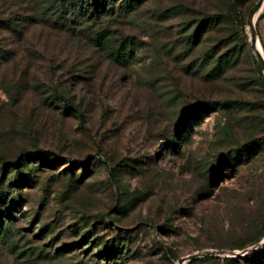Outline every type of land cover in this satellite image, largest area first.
Listing matches in <instances>:
<instances>
[{
    "label": "rangeland",
    "instance_id": "374dc122",
    "mask_svg": "<svg viewBox=\"0 0 264 264\" xmlns=\"http://www.w3.org/2000/svg\"><path fill=\"white\" fill-rule=\"evenodd\" d=\"M29 1L0 0V264H264L257 0H112L71 28Z\"/></svg>",
    "mask_w": 264,
    "mask_h": 264
},
{
    "label": "trees",
    "instance_id": "16d2710c",
    "mask_svg": "<svg viewBox=\"0 0 264 264\" xmlns=\"http://www.w3.org/2000/svg\"><path fill=\"white\" fill-rule=\"evenodd\" d=\"M33 1L40 2L36 0H30L29 2L31 3ZM143 1L145 0H121L120 3L117 5V9L119 12H131L132 10H134V8H136ZM254 3H252L251 6ZM50 6H51L50 11L52 14L51 16L58 14L57 17H55V19L50 18L49 19L50 22H53V24L56 26L63 27L65 26L64 25L65 21H62V20H67L68 21L67 27L71 28L72 27L71 25L76 22L79 25L80 21L85 16L90 15V16L99 17L102 14L112 11L113 8L115 7V4H114V1L112 0H52ZM263 14H261L260 17H262ZM217 20H218L217 16L215 15L206 16L205 19H202V22L200 23L198 28L200 29L203 23H205V25H208V24L210 25V24H214L215 22H217ZM109 34H110V30H101L97 32L95 36L91 37V40L94 43L93 45L96 46V48L99 49L104 54V56H106L107 58H110L111 60L119 61V59L123 57V54L125 53V51L122 52L120 51V49L116 52L111 50L108 53L103 51V43L106 37L109 36ZM132 39L133 38L131 37H125L123 38L121 43L125 44L127 41H132ZM205 106L206 104L205 105L196 104V105H193L191 108H189L187 112L188 111L191 112L195 108H204ZM253 144H254L253 142L252 143L250 142L242 146L243 151L246 152V156H248L249 151L253 148L252 146ZM26 154L27 152L23 153V155H26ZM238 158L239 156L230 155L228 158H226L225 162L227 164H234V162ZM9 163L10 162L7 159L0 156V165L1 164L6 165ZM0 230H1V227H0ZM202 260L203 259L200 260L199 258H195V259L190 260L187 264H193V263H196Z\"/></svg>",
    "mask_w": 264,
    "mask_h": 264
},
{
    "label": "water",
    "instance_id": "95a60500",
    "mask_svg": "<svg viewBox=\"0 0 264 264\" xmlns=\"http://www.w3.org/2000/svg\"><path fill=\"white\" fill-rule=\"evenodd\" d=\"M264 0H257L252 7L249 9L247 17H246V25L248 27V33H249V41H250V47L253 50L256 59H257V64L258 66L264 71V56L262 55V53L260 52V50L257 47V42H256V37H257V33H256V27H255V21L257 19V17L259 16V10L262 7ZM264 246V239L262 240V242L257 246V247H262ZM255 247H252L250 249H246L248 250V252L250 250H253ZM215 251L213 250H207V251H198L195 252L193 254L184 256V257H180L177 261L178 264H187L190 260L195 259V258H199L202 257L204 255H212L214 254Z\"/></svg>",
    "mask_w": 264,
    "mask_h": 264
},
{
    "label": "bare ground",
    "instance_id": "6f19581e",
    "mask_svg": "<svg viewBox=\"0 0 264 264\" xmlns=\"http://www.w3.org/2000/svg\"><path fill=\"white\" fill-rule=\"evenodd\" d=\"M263 10H264V1H263V4H262L261 9L259 10V13H260L261 11H263ZM257 47H258V49L260 50V52L262 53V50H261V47H260V44H259L258 41H257ZM262 55H263V53H262Z\"/></svg>",
    "mask_w": 264,
    "mask_h": 264
}]
</instances>
